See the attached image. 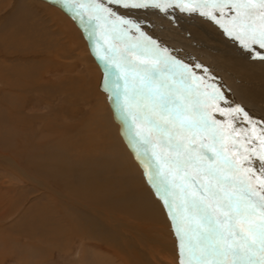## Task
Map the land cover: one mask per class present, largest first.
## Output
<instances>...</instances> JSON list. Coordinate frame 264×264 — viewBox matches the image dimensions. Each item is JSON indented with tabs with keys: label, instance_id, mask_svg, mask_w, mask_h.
Here are the masks:
<instances>
[{
	"label": "snow or ice",
	"instance_id": "snow-or-ice-1",
	"mask_svg": "<svg viewBox=\"0 0 264 264\" xmlns=\"http://www.w3.org/2000/svg\"><path fill=\"white\" fill-rule=\"evenodd\" d=\"M56 2L105 66L129 143L171 221L177 264H264V124L232 106L207 67L149 35L138 15L197 14L264 61V0Z\"/></svg>",
	"mask_w": 264,
	"mask_h": 264
},
{
	"label": "rangeland",
	"instance_id": "rangeland-1",
	"mask_svg": "<svg viewBox=\"0 0 264 264\" xmlns=\"http://www.w3.org/2000/svg\"><path fill=\"white\" fill-rule=\"evenodd\" d=\"M179 13V11H176L177 16ZM193 15L194 14H192V16L189 15V24H187L185 21H183V19L179 17H176L175 21L173 23L171 22V25H169L168 22H163L162 20L157 21V19L153 17H148L147 15L146 18L143 19H146L148 21L149 35L153 36V38L155 37V39H157L163 46H167L170 49L174 50V53L178 54V57L180 59L184 60L186 63L191 64L194 63V61L188 57V52L185 49L184 43H186L188 40L193 41L194 39L196 42H199V44H202L204 41L211 42L205 36L213 35V33H216L217 29L220 30L216 25L212 27L210 25V21L209 26H206L204 22L200 21V16H198L197 14H195L194 16ZM193 18L196 20L198 19L200 22H198V20L194 21ZM61 19L63 20V22ZM179 21H182L184 25H187L186 30L188 31V36L184 37V39L183 37L179 36V33L177 31L181 26V24H179ZM157 22L159 23L157 24ZM195 29L198 33L195 32ZM22 30L26 33L24 32V34ZM221 31L218 32L222 33ZM184 32L186 33V31ZM158 33L161 35H159ZM68 34L71 36H69ZM64 35L65 37H63ZM165 35L167 37H165ZM225 39L230 44L234 42L227 37ZM198 40L204 41L201 43ZM24 43L27 45H25ZM211 43H215L214 45L218 44L216 42ZM79 44H81V46ZM78 47L81 49H79ZM68 52L70 53V55ZM218 55L220 54L218 53ZM46 60H48V62ZM219 60L223 61V58H219ZM46 69L49 72L47 73V76L48 78L51 77L50 79H44L43 77H41L44 71H46ZM71 72L72 74H70ZM32 73L37 75H33ZM104 76L105 75L101 70L98 58L93 52L89 40L87 39V36L85 35L83 29L80 27L79 24L77 25L75 19L63 7L55 5L50 0H0V264H118L117 259L113 263L112 259L110 260V262H107L104 259H101L100 262H98V259L100 258L95 259V254H102L103 256H105L109 253V251H106V247L100 246L97 249L95 248V237L86 238L81 236H70V234H67V236L65 234H61L60 236L56 237L57 239L49 236L46 238V236L43 235H37L35 238H30L32 235V220L30 216L29 218L28 215L25 214V210L26 213H28L30 206L40 197H44L45 194L41 192L40 188L33 187L31 184H29L28 181L23 179L22 175L17 172L16 167L10 165L7 161L8 158L5 157L6 153L8 157H11L12 154L15 155L12 150L16 145L23 143L32 145L36 143V140H38V143H41L42 146L45 145L44 150L49 148L46 151H53V146H51L50 144L52 142L51 140L53 139V134H50L51 136L49 134H42L38 129H40V126H42V121H48V119L54 120V118L55 120L56 118L58 120H62V118H60L61 105L68 108L71 103V106H74L73 108L75 109L73 110V117H66L65 120H69L70 122H72V120H84L85 123L88 125L89 130H94L92 124H96L95 116L97 114H101V116L103 117H105V115L110 116L107 118V123L104 119V123H97V125H95V128L97 127V129H99L102 134H104L105 132V126H109L111 122L115 126L117 125L116 128L119 127L116 118L114 120L113 117L114 112L109 99V95H105V105L100 106L101 95L99 93H104V91L107 90L106 87L104 88V91L102 90V84L105 81ZM67 78L68 80L71 78H75L78 80V82H76V85L72 86L73 93H76L75 90H77L85 97H90L91 101L87 97L82 101L79 97L76 100L74 97V99H72V101L68 103L65 101V99L60 98L58 92L59 85L62 82V85L67 82ZM13 80H15V82ZM28 80H30L31 83ZM36 80L39 84L43 85L49 84L51 82L50 84L54 86V88L58 89H53L52 91H50L51 95H47L46 92L44 93L42 91L25 89V86L37 83ZM16 81L21 84L16 83ZM26 81L28 83H26ZM219 84L225 91L226 96L229 97L230 94L228 90L230 89H227L228 86H226L222 82H220ZM4 96L7 97V99ZM2 98L3 100H1ZM39 98L44 99L46 103L38 104L37 100ZM230 98L231 97L228 98L229 101ZM230 103L232 106H235V104H233L231 101ZM47 104L50 105L49 108L47 107ZM245 111L249 112V115L251 117L257 116L252 112L248 111L247 109ZM33 117H36V120H32ZM30 127L32 129H36V133L34 132L31 134L30 130L32 129H30ZM85 131L89 133V137H87L86 134H83V138H89L91 140L90 145L93 144L92 142H95V148L96 146L98 147V151L95 152V162L97 163L99 168L96 169H98L102 173L101 175H103L105 179L111 178L113 180V186L111 188L114 193L118 195L122 191L125 192L129 184V179L131 178L129 176H132L134 178L135 176H138V174L142 173H139L140 171L134 172L130 168H127L125 161H131L132 158V161L136 164V160L134 161L132 155L130 158L129 156L125 157L123 154L121 155L115 153V149L113 148V146L111 147V145L114 144V142L116 141L115 137L103 136L100 140L94 141L93 131ZM76 133L77 132H74L71 138H75L76 140H78V134ZM35 136H38V139H36ZM118 138L122 139V142H124L123 144L125 146L126 141L124 140V138H122L121 135H119ZM126 151L130 155L131 151L129 149H127ZM121 156L123 158H121ZM73 163V161L69 162L68 165H71ZM105 164L109 166L107 167ZM141 177H143L144 180V176L141 175ZM146 185L149 186L148 183H146ZM152 191H154V189ZM125 193L126 194L123 196L125 198L124 200L123 198L121 199L120 204H114L111 202V208L113 207L116 214L124 220L127 219V221H130L131 219V221L133 220L132 222L139 223L143 219L139 225H142L143 228H140L144 229V227H147L149 233L153 232V234H155V231L153 229H159L160 225H152L154 224L155 220L157 221V219H155L156 216L154 215V211H151V209L153 208L152 205L154 204L152 202H154V200H145L144 197L148 194L144 195L145 193L143 194V190L142 193H138V191L135 193L134 191L133 193ZM19 197H21L22 200ZM157 201L160 204H163L158 197L155 204L157 203ZM127 203H132V205L128 206L131 212H128L127 215L125 213L123 217L121 215L126 208L119 209L117 208V206L121 205V207H126L128 205ZM145 203L146 206L143 205ZM150 203L152 205H150ZM143 207L149 208L143 209ZM78 210L79 212L81 211L82 213L87 214V217L83 218V220H79L80 225L83 226L82 224H84V226L88 230H91L89 231V233H93L95 235V225L93 226L91 224L95 222V219H99L95 215H89L90 212L88 209L78 207ZM131 213L133 215L128 216ZM166 216L168 217V215ZM135 217H138L136 219L137 221L133 219ZM144 221L147 223V225L145 224V226L144 224H142V222ZM157 222L160 223L159 220ZM168 223L170 226V220L168 221ZM108 224L112 225V227H109L110 229L112 228V230L108 231L119 235L122 232L124 234H122L121 236L124 237L125 235H127V233L119 227L117 222L110 221ZM113 226L115 229L113 228ZM120 229L121 231H119ZM171 234L173 239L176 240L173 230L171 231ZM127 239L128 241L131 240L128 237ZM166 239L169 238L166 237ZM57 242L59 243L57 244ZM131 243L137 246L135 242L132 241ZM128 247L129 250L130 248L131 250L135 249L132 246ZM143 251H145L147 255L150 254V259H155L156 262L154 264H177V257L174 254L171 255L172 259L164 258L163 253H161L159 250H157L153 246L146 247V245L143 247L142 252Z\"/></svg>",
	"mask_w": 264,
	"mask_h": 264
},
{
	"label": "bare ground",
	"instance_id": "bare-ground-1",
	"mask_svg": "<svg viewBox=\"0 0 264 264\" xmlns=\"http://www.w3.org/2000/svg\"><path fill=\"white\" fill-rule=\"evenodd\" d=\"M50 1H52L55 5L63 7L61 4L57 3L56 0H50ZM64 9L72 16V14L66 8H64ZM176 11H179V10H170V14L167 17H165L164 14L159 13L158 10H148L147 12H141L138 15L140 18H146V15H147L148 17H153V18L157 19V21L162 20L165 23L168 22L169 25H171V22L173 23L175 21L176 17H179V18L183 19V21H185L187 24H189L188 22H190L189 21L190 16L188 14H185V13H181L182 15L179 13L177 16ZM200 19H201L200 21L204 22L206 24V26L207 25L209 26L208 20H206L202 17ZM195 20L196 19H194V21ZM75 21H76L77 25L79 24L80 27L83 29L85 35L87 36V39L89 40L90 46L93 50V42H92V39L89 38L88 32H86L84 30L83 26L80 24V22L78 20L75 19ZM200 21L198 20V22H200ZM62 22H63V20H62ZM66 22H68V21H66ZM68 23H70V22H68ZM158 23L159 22H157V24ZM160 23H161V21H160ZM155 24H156V22H155ZM179 24H181V26H180L179 30H177V31L179 33V36L183 37V39H184V37L188 36V34H187L188 31L186 30L187 25H184V23H182V21H179ZM210 25L212 27H214V24H212L211 22H210ZM61 26H63V25H61ZM69 27H71V26H69ZM63 29H65V28H63ZM183 29H184V31H186V33L183 31ZM172 30H173V28H172ZM218 31H221V30L217 29L216 33H213V35H206L205 36L211 42L218 43L216 45H214L215 43L212 44L211 42H205L204 40H202V41L198 40L201 43L204 41L202 44H199V42H196L195 39L193 41L188 40L186 43H184L185 49L188 52V57L190 59H192L194 62L200 63V61H201V64L209 69V71L216 77V80L219 83L222 82L226 86H228L227 89H230V90H228V92L230 94L229 97H231L230 101L233 104L239 105V106L243 107L245 110L247 109L248 111L257 115L256 117L254 116L252 118L254 120L261 122V124H264V61L251 59L249 57V55L244 50H242L237 43L233 42L232 44H230L229 42L226 41V39H225L226 37L223 35V33H220ZM24 32L25 31H23V33ZM195 32H197V30ZM159 35H161V34H159ZM176 35H178V34H176ZM69 36H71V35H69ZM69 36H68V38H69ZM167 36H168V34H167ZM167 36L165 35V37H167ZM63 37H65V35ZM29 41H30V39H29ZM66 42H67V40H66ZM25 45H27V44H25ZM79 45L81 46V44H79ZM79 49H81V48H79ZM21 53H22V51H21ZM218 53L221 55V57H220V55H218ZM61 54H63V53H61ZM69 55H70V53H69ZM219 58H223V61L219 60ZM86 59H87V57H86ZM46 61L48 62V60H46ZM98 62L100 64L102 72L105 75L104 76L105 81L102 84V86H103L102 90L104 91L105 87L107 89L106 91H104V93L103 92L99 93L101 95L100 106L101 105L104 106L105 102H106L105 95H107V96L109 95V97H110V92L108 90L109 89V82L106 79L105 66H104L103 62L99 59H98ZM72 69H73V67H72ZM47 73H49V72L46 69V71H44V73L41 77H43L44 79H47L48 78ZM21 74H22V72H21ZM70 74H72V72ZM33 75H37V74H33ZM45 76H46V78H45ZM50 78H48V79H50ZM67 80H68V78H67ZM13 81L15 82V80H13ZM28 81H30V80H28ZM33 81H34V79H33ZM76 82H78V80L75 78L69 79L63 85H62V83H63L62 82L59 85V91H58L59 97L65 99V101L68 103L71 102L72 99H74V97H75V100L78 97L80 98L81 101L83 99H86L87 96L85 97L83 94L79 93V91H77V90H75L76 93H73L72 86L76 85ZM16 83H18V81H16ZM26 83H28V82L26 81ZM30 83H31V81H30ZM50 83L43 85V84H39L37 81V83L32 84V85L25 84V85H27V86H25V89L26 90L42 91L44 93L46 92L47 95H51L50 91H52L53 89L57 90L58 88H54V86H52ZM55 83H57V82H55ZM58 83H59V81H58ZM18 84H21V83H18ZM39 94H40V92H39ZM5 96H6V94H5ZM5 98L7 99V97H5ZM87 98H89V100L91 101L90 97H87ZM109 99H110L112 109L114 112L113 113L114 120L116 118V121H117L119 127L116 128L117 125L115 126L111 122L110 125L108 124L109 126L106 125L105 129L103 128L105 130V132H104V134H102L100 132V130L97 129V127L95 128V125H97V123L101 124L104 121V119L107 123V121H108L107 118L110 116L105 115V117H103V116H101V114H99V115L97 114L95 116L96 124L95 123L92 124V127L94 128V130H89V127L85 123L84 120H78V121L72 120V122H70L69 120H65L66 117H73L72 114H73V110H75V109L73 108L74 106H71V103H70V106L68 108H72V109H68V108L64 107L63 105H61L60 106V110H61L60 118H62V120H58L57 118H56V120H55V118H54V120L48 119V121H42L41 120L42 126H40V129H38V130H40V132L42 134H49V135L53 134V136H52L53 139L51 140L52 142L50 143L51 146H53V149L51 148L53 151H51V150H50L51 152L46 151L49 148L44 150L45 145L42 146V144L38 143V140H36V143L34 142L35 144H32V145L25 144V143L16 145L12 150L13 153H15V155L12 154L11 157H8V155L6 153L5 157L8 158L7 159L8 163L10 165L16 167L17 172L22 175V178L25 179L26 181H28L29 184H31L33 187L40 188L41 192L45 194L44 197H40L30 206L28 213H26V210H25V214H27L28 217L30 216L31 220H32L31 221L32 222V229H31L32 235L30 238H35L37 235H39V236L43 235V236H46V238L48 236L52 237V238H56V237L60 236L61 234H65L66 236H67V234L68 235L70 234V236H81V237H86V238H94L95 237V248L97 249L98 247L102 246V247H106V251H109V253L106 254L105 256H103L102 254H95V259L100 258V259H98V262H100L101 259H104L105 261L110 262V260L112 259V263H113L117 259L118 264H154L156 262L155 259L154 258L150 259L151 258L150 254L147 255L145 251L142 252L143 247L145 245H146V247H149V246L152 247L153 246L154 248L159 250L161 253H163L164 258L172 259L171 255H173V254L177 257V242H176V240L173 239L172 234H171V231L173 230L171 221H170V226H169L168 221L170 219H169V217L166 216L167 212H166L163 204H160L158 201L155 204V202L157 200L156 194L154 193L155 190L152 191L153 187L151 186V184L148 183L147 178L144 174V168L141 165L140 161L137 159L135 152L133 151L132 146L129 143V136L126 135V132L128 130V126L123 122L121 115L117 111V107H116L114 100L112 98H109ZM1 100H3V98ZM37 102H38V104L46 103V101L42 98H39L37 100ZM47 107L49 108L50 105L47 104ZM50 109H53V108H50ZM98 110H99V107H98ZM48 112H50V111H48ZM25 119H27V118H25ZM32 120H36V117H33ZM28 121H31V120H28ZM239 126L247 127V124L244 123L243 125H239ZM8 129H9V127H8ZM30 129H32V128L30 127ZM85 130H88L90 132L93 131L94 141L100 140L103 136L115 137L116 141L114 142V144L111 145V147L113 146V148L115 149V151H116L115 153L121 154V155L123 154L125 157L129 156L130 158L132 155L134 161L136 160L135 161L136 164L132 161V158H131V161H125L127 168H130L134 172L135 171H138V172L140 171L139 173L142 172L141 174H138V176H135L134 178L132 176H129L131 178L129 179V184H128L127 190H125V192L133 193V191H134V193H135L138 191V193L139 192L142 193V190H143V194L145 193L144 195L148 194L147 196L144 197L145 200H149V201L154 200V202H152V203H154L153 205L150 203V205L153 206L151 211H154V213H155L154 215L156 216L155 219H157V221L159 220V222H160V223H158L155 220L154 224H152L153 226H156L158 224L160 225V228L158 227L159 229H153L155 231L154 232L155 234H153V232L149 233L147 227H144V229L140 228V227L143 228L142 225L139 226L143 219L139 223L132 222L133 220L131 221L130 218H129L130 221H127V219L124 220L123 218H121L120 216H118L116 214L113 207L111 208V206H112L111 202L114 204H120L121 199L123 198V200H124L125 197H123V196L126 193L123 191L120 192V194H118V195L116 193H114L112 191V188H111L113 186V180L111 178L105 179V177H103V175H101L102 173L98 169H96V168H99V166L95 162V159H96L95 158V152L98 151V147L96 146V148H95V142H92L93 144L90 145L91 140L89 138L86 139L87 137H89L88 136L89 133L86 132ZM12 131H13V128H12ZM30 132H31V134L34 132L36 133V129L30 130ZM74 132H77L76 134H78V140H76L75 138L74 139L71 138L73 136L72 134ZM83 134H86L87 137L85 136L86 138H83ZM119 135H121V137L124 138V140L126 141L125 146L123 144L124 142H122V139L118 138ZM37 137H36V139H38ZM127 149H129L131 151L130 155L126 151ZM25 150H28V151H25ZM109 152H110V150H109ZM97 154H99V153H97ZM115 156H117V155H115ZM121 158H123V157L121 156ZM72 161L74 163L71 165H68L69 162H72ZM109 163H107V164H109ZM107 164H105V165L107 166ZM111 164H112V162H111ZM114 164H116V163H114ZM255 166L258 167V162L256 163ZM107 171H108V168H107ZM141 175L144 176L145 181L143 180V177H141ZM145 182L148 183L149 186H147ZM124 188H126V187H124ZM151 188H152V190H151ZM140 189H142V190H140ZM127 197H129V196H127ZM19 198L22 200L21 197H19ZM130 205H132V203H129L126 207H121V205L117 206V208H119V209L120 208H126L125 211L122 212L121 216H123L125 213L127 215L128 212H131L130 208L128 207ZM143 205L146 206V203ZM78 207L88 209L90 212L89 215H91V216L95 215L99 219V220L95 219V222L93 224H91L93 226L95 225V228H94L95 229V232H94L95 235L93 233H89V231H91V230H88L84 226V224H82L83 226L80 225L79 220H83V218L87 217V214H84L81 211L79 212ZM144 208H146V207H143V209ZM148 208H146V209H148ZM139 209H141V208H139ZM121 210H119V211H121ZM0 212H1V210H0ZM130 215H133V214L131 213L128 216H130ZM150 215H148V216H150ZM145 216H147V215H145ZM150 217H152V216H150ZM137 218L135 217L133 219L136 220ZM110 221L111 222H114V221L117 222L119 227L122 228V230H124V232H126L128 236L127 235H125V237L121 236L122 234H124L122 232L119 235V234H114L111 231H108V230H112V228L111 229L109 228L110 226L112 227V225L108 224ZM142 224H144V226H145V224L147 225V223L145 221L142 222ZM89 227H91V226H89ZM113 228H114V226H113ZM151 228H153V227H151ZM154 228H156V227H154ZM119 231H121V229ZM156 231L158 234L156 233ZM126 236L128 238H130L131 240L128 241ZM165 236L169 239H166ZM50 240H51V238H50ZM132 241L135 242V244L137 246L132 244L131 243ZM58 243L59 242H57V244ZM128 246H132L135 249L131 250V248H130V250H129ZM140 249H142V250H140ZM148 258L150 259V261ZM156 264H159V263H156Z\"/></svg>",
	"mask_w": 264,
	"mask_h": 264
}]
</instances>
